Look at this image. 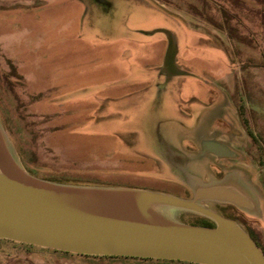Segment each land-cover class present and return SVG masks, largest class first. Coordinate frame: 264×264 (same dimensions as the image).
I'll use <instances>...</instances> for the list:
<instances>
[{
  "label": "rangeland",
  "instance_id": "1",
  "mask_svg": "<svg viewBox=\"0 0 264 264\" xmlns=\"http://www.w3.org/2000/svg\"><path fill=\"white\" fill-rule=\"evenodd\" d=\"M82 2L86 12L72 17L73 5L78 10ZM192 3L195 0H0V123L21 165L39 178L191 197L186 180L172 177L180 166L172 163L171 171L156 158L171 161L173 154L181 156L186 149L198 153L196 138L185 131L177 147L171 134L175 126H198L207 110L189 98L198 83L213 84L217 100L211 118L204 120L201 139L217 137L238 155L219 160L206 156L193 171L204 181L239 174L259 197L261 216L227 209L228 203L205 205L252 230L264 248V7L249 2L256 5V18L250 12L245 26L231 20L223 33L197 16ZM157 29L177 37L179 60L188 74L166 82L159 73L158 52L166 35ZM104 46L109 48L107 61L119 62L120 57L122 65L138 67L147 76L153 73V87L119 96L97 79L88 85L77 81L86 73L76 67L81 57L73 59L69 53ZM188 110L195 120L184 116ZM169 212L186 223L200 220L192 212ZM33 246L0 239V264H196L88 258Z\"/></svg>",
  "mask_w": 264,
  "mask_h": 264
},
{
  "label": "water",
  "instance_id": "2",
  "mask_svg": "<svg viewBox=\"0 0 264 264\" xmlns=\"http://www.w3.org/2000/svg\"><path fill=\"white\" fill-rule=\"evenodd\" d=\"M168 40L166 80L188 72L176 64L177 43ZM233 157L217 140L202 142L201 156ZM183 166V161L181 162ZM191 197L138 187L88 186L46 180L29 173L15 156L0 123V239L82 255L180 260L196 264H264V251L235 220L205 205L228 203L261 216L259 197L230 172L202 180L185 171ZM209 218L214 227L186 223L169 211Z\"/></svg>",
  "mask_w": 264,
  "mask_h": 264
},
{
  "label": "crops",
  "instance_id": "3",
  "mask_svg": "<svg viewBox=\"0 0 264 264\" xmlns=\"http://www.w3.org/2000/svg\"><path fill=\"white\" fill-rule=\"evenodd\" d=\"M81 9L75 10V6L73 5L72 8V17H79L80 15H82V13L86 10L84 7V2L81 3ZM74 11L77 13L74 14ZM74 15V16H73ZM74 19L71 18V22L73 23ZM174 34V33H173ZM176 43H177V47H178V51H177V57H176V64L178 66V68L185 70L186 72H189L186 67L184 66L183 62H181L179 60V56H180V47H179V43L177 40V37L174 35ZM159 42H162V40H160ZM162 43L164 44H160V48H159V52H158V56H159V63H157L156 68L159 70V73H161V75L163 74V76L166 79V75L162 72V65L164 63V59H165V53L167 50V45H168V40H167V36L165 38V41H163ZM164 46V50H161V47ZM108 46H104V47H100V48H96V47H92L90 49H84L81 51H77V52H71L69 53L68 56H71L73 59H79L81 57V60H78V64H77V70L78 72H82V73H86V75L82 76L81 78H77L80 82H82L83 84H89L90 80H94L97 79L98 81H102L101 84L106 85L108 83L109 87H113L114 91L113 93H117L119 96H130V95H134L143 91H147L148 89L153 87V82L155 79L154 75H150L147 76L146 73H143L142 70L138 67H132V66H125L122 65L121 59L120 57L119 62H117L116 60H114L113 62H109L107 61V55L108 52L106 49ZM10 56V55H9ZM81 67V69H79ZM74 71V68L72 69ZM230 72V71H229ZM229 72L223 73L224 75H221L218 77V80L220 78H222L223 76H227L229 74ZM92 74V75H91ZM188 74V73H187ZM186 75V74H185ZM176 76V75H175ZM174 77V76H173ZM172 77V78H173ZM87 78V81H86ZM171 78V79H172ZM170 79V80H171ZM168 80V81H170ZM86 81V82H85ZM167 82V80H166ZM195 87V86H194ZM198 87L200 88L198 90ZM197 90V91H196ZM217 87L214 86L213 84H209V85H203L198 83V86L196 89H194L193 94L190 96L189 101L192 102L194 105H196L197 107L199 105H203L204 108H206V112L202 117H199V122H198V126H195L193 129H184L181 128L179 126H175L173 127V131L174 134H171L172 138L175 139V145L178 147L181 138L183 137V132H187L189 137L194 138L193 140L196 141L198 140L199 145H200V141L203 140L201 139V137L203 136V134L201 133L202 130V125L204 123V120H209L210 117V112L213 108V105L215 104V101L217 100ZM207 103V104H206ZM206 104V105H205ZM184 116L191 120H195L194 118V113L190 110L185 111V113H183ZM206 117V118H205ZM216 120V119H215ZM198 138V139H197ZM200 138V139H199ZM204 140H217L219 142H222L224 144H226L227 146H229L227 143L223 142L222 140L218 139L217 137H213V138H209V139H204ZM203 142V141H202ZM201 142V144H202ZM177 152H181L178 148V150H176ZM185 152H189V153H196L199 154L201 156V148L199 149L198 153L194 150H185L182 151V154L185 155ZM180 154V153H179ZM183 155H179V158L181 161H184L185 156L183 157ZM212 155L211 153H205L203 156H210ZM211 157V156H210ZM157 160L159 159V161H162L165 165L168 166V168L172 171V169L174 168V165L172 163H168L164 160L163 156H159V158H156ZM184 159V160H183ZM153 162V160H152ZM197 165V164H196ZM185 165H183L184 167ZM194 168V167H193ZM188 172L190 173H195L191 170H189ZM180 173H175L172 177L175 178H182L184 181L186 180L185 175L182 176Z\"/></svg>",
  "mask_w": 264,
  "mask_h": 264
},
{
  "label": "trees",
  "instance_id": "4",
  "mask_svg": "<svg viewBox=\"0 0 264 264\" xmlns=\"http://www.w3.org/2000/svg\"><path fill=\"white\" fill-rule=\"evenodd\" d=\"M249 2H255L256 5L259 4L260 6L264 7V0H195V3H192L190 5H191V9L197 16L206 19L210 24L215 26L216 29L224 33L229 29L228 27L229 24L231 23V20H238V22H241V24L245 26L247 24L246 17L250 14V12L252 13L251 16L256 18V15L254 14V8H256V5L255 6L250 5ZM177 179L181 180L180 178ZM225 207H227V209L237 210V207H235L232 204H227ZM192 215L200 217L199 221H195L196 224L198 225L210 226V227L215 226V223L209 218H206L198 214H192ZM229 218H231V215ZM82 256L88 258L100 257L95 255H82ZM107 257H115V256H107ZM127 258H134V257H127ZM141 259L147 260L151 258H141Z\"/></svg>",
  "mask_w": 264,
  "mask_h": 264
},
{
  "label": "flooded vegetation",
  "instance_id": "5",
  "mask_svg": "<svg viewBox=\"0 0 264 264\" xmlns=\"http://www.w3.org/2000/svg\"><path fill=\"white\" fill-rule=\"evenodd\" d=\"M202 141H204V140H201L200 141V148H201V150H202V144H201V142ZM230 147V146H229ZM231 148V147H230ZM232 149V148H231ZM233 150V149H232ZM234 151V150H233ZM235 152V151H234ZM237 153L235 152V156H233V157H219V156H215V155H210L211 157H215L216 159H223V158H237ZM199 157H200V155L199 154H196V153H189V152H185V160L183 161V165H185L184 167L181 165V160H180V158H179V156L177 155V154H173L172 155V159H171V161H170V159H166L164 156H163V158H164V160L166 161V162H168V163H175L176 165H179L180 167H179V173H181L182 175H185V171H189V170H191V171H193L194 169H193V167L197 164V165H202V162H203V160H204V156H203V158L202 159H199ZM194 172V171H193ZM242 227H243V229L253 238V240L259 245V247L264 251V248L262 247V244H261V242H260V240L258 239V237H256V235H255V233L252 231V230H250V229H248L246 226H243V225H241Z\"/></svg>",
  "mask_w": 264,
  "mask_h": 264
}]
</instances>
